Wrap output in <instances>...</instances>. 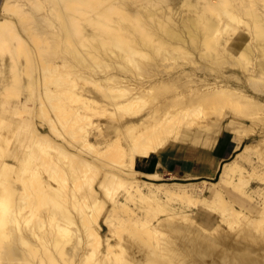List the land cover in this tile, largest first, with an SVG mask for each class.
Listing matches in <instances>:
<instances>
[{
    "label": "bare ground",
    "instance_id": "6f19581e",
    "mask_svg": "<svg viewBox=\"0 0 264 264\" xmlns=\"http://www.w3.org/2000/svg\"><path fill=\"white\" fill-rule=\"evenodd\" d=\"M0 264H264V0H0Z\"/></svg>",
    "mask_w": 264,
    "mask_h": 264
},
{
    "label": "crops",
    "instance_id": "0c3cea01",
    "mask_svg": "<svg viewBox=\"0 0 264 264\" xmlns=\"http://www.w3.org/2000/svg\"><path fill=\"white\" fill-rule=\"evenodd\" d=\"M227 149H228V143L226 142V144L218 151V154L214 155L213 158H215L217 162H219V160H222L223 155ZM192 151H194V153L192 154L191 157L189 156L188 159L189 164H186L184 162V158L182 157L181 158L165 157L164 162L162 163L163 168L161 169L163 176L166 177L172 175L177 179L208 177L210 173H206L207 170L206 167L208 166V164H205V157H204L205 150L203 148H198ZM157 159L158 158H154V161L157 162L158 161ZM187 173L189 176L187 175Z\"/></svg>",
    "mask_w": 264,
    "mask_h": 264
},
{
    "label": "rangeland",
    "instance_id": "374dc122",
    "mask_svg": "<svg viewBox=\"0 0 264 264\" xmlns=\"http://www.w3.org/2000/svg\"><path fill=\"white\" fill-rule=\"evenodd\" d=\"M186 129H189V128H186ZM222 133V132H221ZM212 135H214V139L216 140L215 142H214V145L213 146H215V143L217 142V139H219L220 138V136H221V134L220 133H217L216 131L215 132H212ZM232 141V142H231ZM235 141V142H234ZM227 143H228V149L226 150V152L224 153V155H223V158H222V160H219V162H217V160L215 159V158H213L212 157V159H211V161H206L205 162V164H208V166L206 167L207 168V170H206V173H210V175L208 176V177H197V178H185V179H178L179 181H184V182H200V181H202V180H205L206 181V184H207V187H209L208 185H210L209 183H211V182H215L217 179H218V173H219V170H220V164H223L226 160H227V158L229 159L231 156L230 155H232V153H233V151L235 150V148H236V145H237V143H236V140L233 138V137H231L230 139H228L227 141H226ZM226 144V143H225ZM188 146L190 147V148H192L193 150H196V149H198V148H200V147H198V146H194V145H192V144H188ZM212 146V147H213ZM205 151H207V149L206 148H203ZM218 151L219 150H216L215 148L214 149H212L211 151H210V156L212 155V156H214V155H216V154H218ZM254 157V156H253ZM121 162V160H116V163L117 164H119ZM214 164V165H213ZM217 165V166H216ZM211 167V168H210ZM218 168V169H217ZM212 170H213V172H212ZM212 173V174H211ZM167 178H168V176H166ZM165 177V178H166ZM175 179H177V178H175ZM63 181V183L62 182H60V186L62 187V188H66V186L67 185H70V182H67V179L66 180H64V179H62ZM70 180V179H69ZM89 182H90V180H88ZM86 182L85 184H89V182ZM169 181H172V179H170ZM72 182V181H71ZM96 182H97V180H96ZM96 182L94 181V185L96 184ZM92 183V182H91ZM65 184V185H64ZM71 185H72V183H71ZM65 186V187H64ZM227 188L229 189L228 190V192L229 191H231L232 192V186L231 185H228L227 186ZM117 192H119V191H117ZM205 192H207V190L205 191ZM189 206V207H188ZM186 207H188V208H186L187 210L189 209V211L191 210V211H193V212H195V210H197V206L196 205H193L192 203H189V205H187ZM71 210H75V209H71ZM104 211H105V209H104ZM101 217V216H100ZM101 219V218H100ZM100 219H99V221H100ZM102 226V234H106L107 233V228L104 226V225H101Z\"/></svg>",
    "mask_w": 264,
    "mask_h": 264
}]
</instances>
